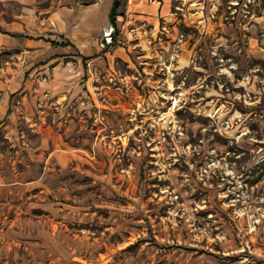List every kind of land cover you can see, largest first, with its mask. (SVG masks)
Listing matches in <instances>:
<instances>
[{"label":"rangeland","instance_id":"obj_1","mask_svg":"<svg viewBox=\"0 0 264 264\" xmlns=\"http://www.w3.org/2000/svg\"><path fill=\"white\" fill-rule=\"evenodd\" d=\"M0 264H264V0H0Z\"/></svg>","mask_w":264,"mask_h":264},{"label":"trees","instance_id":"obj_2","mask_svg":"<svg viewBox=\"0 0 264 264\" xmlns=\"http://www.w3.org/2000/svg\"><path fill=\"white\" fill-rule=\"evenodd\" d=\"M117 2L114 4L113 8H112V12L110 14V19H111V22H112V25H115L116 23V16H115V10L117 8Z\"/></svg>","mask_w":264,"mask_h":264},{"label":"bare ground","instance_id":"obj_3","mask_svg":"<svg viewBox=\"0 0 264 264\" xmlns=\"http://www.w3.org/2000/svg\"><path fill=\"white\" fill-rule=\"evenodd\" d=\"M118 56L121 57V58H124V59H126V60L129 59L128 56L125 54L124 51H120V52L118 53ZM181 64H182L183 67H187V66H188V62H185V61H182Z\"/></svg>","mask_w":264,"mask_h":264},{"label":"built area","instance_id":"obj_4","mask_svg":"<svg viewBox=\"0 0 264 264\" xmlns=\"http://www.w3.org/2000/svg\"><path fill=\"white\" fill-rule=\"evenodd\" d=\"M111 32H113V31L106 32V34H105L106 38H108V40H107L108 43L112 42V34L113 33H111Z\"/></svg>","mask_w":264,"mask_h":264},{"label":"crops","instance_id":"obj_5","mask_svg":"<svg viewBox=\"0 0 264 264\" xmlns=\"http://www.w3.org/2000/svg\"><path fill=\"white\" fill-rule=\"evenodd\" d=\"M108 17L110 18V11H109V15H108ZM86 37H87V36L84 35V38H81V40L84 41Z\"/></svg>","mask_w":264,"mask_h":264}]
</instances>
